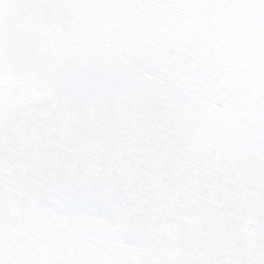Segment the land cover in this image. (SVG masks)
Listing matches in <instances>:
<instances>
[{
    "label": "snow or ice",
    "instance_id": "6c2138e0",
    "mask_svg": "<svg viewBox=\"0 0 264 264\" xmlns=\"http://www.w3.org/2000/svg\"><path fill=\"white\" fill-rule=\"evenodd\" d=\"M0 264H264V0H0Z\"/></svg>",
    "mask_w": 264,
    "mask_h": 264
}]
</instances>
